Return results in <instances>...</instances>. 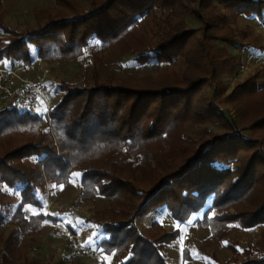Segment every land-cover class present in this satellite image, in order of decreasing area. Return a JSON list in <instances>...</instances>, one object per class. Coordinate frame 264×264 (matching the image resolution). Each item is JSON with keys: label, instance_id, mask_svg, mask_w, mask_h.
<instances>
[{"label": "trees", "instance_id": "trees-1", "mask_svg": "<svg viewBox=\"0 0 264 264\" xmlns=\"http://www.w3.org/2000/svg\"><path fill=\"white\" fill-rule=\"evenodd\" d=\"M59 1L69 15L57 13L37 30L15 32L0 19V29L7 35L0 36V42L10 39L0 48V58L32 63L36 57L70 55L95 44L106 45L120 38L142 17L183 0H103L93 2L91 8L83 11L69 0ZM218 1L235 13L264 16V0ZM197 2L204 7V12H191L204 23L202 28L179 27L138 57L142 63L171 62L184 57L197 69L196 74L177 75L166 83L139 85L105 81L96 71L91 81L81 86L58 83L62 98L51 112L56 139H47L49 143H46L32 135L27 143L0 155V179L15 187L23 186L21 193L26 202H38L36 191L44 181L40 179L41 171L36 172L24 162L31 155L39 159L37 163L44 166L53 181L68 184L70 174L84 168L82 182L86 192L125 191L139 197L128 219L100 225L106 236L99 246L106 253L119 256V264H168L161 243L176 238L177 233L151 239L136 225L139 215L167 206L177 219L185 220L200 211L212 195L219 205L264 188V141L245 136L232 117L203 95L204 85L213 83L224 60L216 58L210 45V40L218 37L213 34L218 21L205 11L210 0ZM245 85L234 93L245 95ZM11 104L0 111V134L43 122L41 116L23 112ZM191 120H214L229 128L195 144L185 136L186 123ZM254 126L264 128V115L252 123ZM169 142L176 160L163 166L159 178L147 191L137 189L116 168L108 170L103 165L124 150H129L140 165L159 164L160 144ZM241 153L247 156L239 160ZM233 162H238V166L232 167ZM34 218L46 216L40 214ZM230 218H241L246 226L264 223V196L253 210ZM5 221L6 216L0 211V229ZM126 252L128 256L124 258ZM3 261L6 264L5 258ZM240 264H264V256L248 257Z\"/></svg>", "mask_w": 264, "mask_h": 264}, {"label": "rangeland", "instance_id": "rangeland-1", "mask_svg": "<svg viewBox=\"0 0 264 264\" xmlns=\"http://www.w3.org/2000/svg\"><path fill=\"white\" fill-rule=\"evenodd\" d=\"M69 1L83 11L91 8L93 2L103 0ZM191 10L204 12V7L197 0H183L175 6L164 5L137 20L117 40L106 45L95 44L70 55L36 57L32 63L0 58V66L13 67L25 77L44 80L48 85L45 98L49 106L41 100L39 112L35 113L43 118V122L0 134V155L27 143L32 135L46 143H49L47 139H56L51 112L62 98L58 83L81 86L90 82L96 71L105 81L139 85L166 83L177 75L196 74L197 69L184 57L160 63L138 61L144 50L179 27L202 28L204 23ZM205 11L218 21L217 29L213 30L218 37L210 40V45L216 58H222L224 62L213 83L204 85L203 95L232 117L245 136L264 141V128L252 127V123L264 115V16L235 13L218 0H210ZM57 13L69 15L59 0H0V19L15 32L37 30ZM202 33L200 30L199 35ZM0 36H7L2 29ZM6 40L10 39L0 42V48L7 44ZM243 63L249 67L248 71L241 68ZM243 84H246L245 95L238 96L237 91L234 92ZM11 105L0 90V111ZM228 128L214 120H191L186 123L185 136L198 144L212 134L226 132ZM159 156V164L143 166L129 150H124L115 153L103 165L108 170L116 168L137 189L147 191L159 178L163 166L176 160L171 142L160 144ZM246 156L241 153L238 159ZM38 160L32 155L24 158L33 170L41 171L40 179L44 180L36 191L38 202H26L21 193L23 186L15 187L0 179V211L6 216L0 229V264L4 263V258L6 264H119V256L108 254L99 246L106 236L100 225L128 219L139 203V197L125 191L114 194L86 192L82 182L84 168L72 172L82 174L75 183L72 179L68 184L53 181ZM231 166H238V162ZM263 192L264 188H260L232 203L219 205L215 204L212 195L200 211L185 220L177 219L167 206H159L139 215L135 223L151 239L177 233L176 238L161 243L168 264H240L248 257L264 256V223L246 226L241 221L246 216L230 217L253 210L263 199ZM40 214L46 218H34ZM94 233V242L87 243ZM79 242L85 247L98 249L99 253L90 255L81 250L74 258L72 249ZM127 256L128 252L123 255L124 258Z\"/></svg>", "mask_w": 264, "mask_h": 264}, {"label": "built area", "instance_id": "built-area-1", "mask_svg": "<svg viewBox=\"0 0 264 264\" xmlns=\"http://www.w3.org/2000/svg\"><path fill=\"white\" fill-rule=\"evenodd\" d=\"M243 71H248L249 67L242 64ZM47 83L39 77H25L13 67L0 66V90L10 100L11 103L17 105L21 110L31 113L39 112V104L44 100L46 105L48 102L45 98L47 92ZM46 107V106H45ZM49 108V106L47 105ZM73 247L72 253L75 258L76 254L81 250L90 255H97L99 250H95L92 246H83L80 242Z\"/></svg>", "mask_w": 264, "mask_h": 264}, {"label": "snow or ice", "instance_id": "snow-or-ice-1", "mask_svg": "<svg viewBox=\"0 0 264 264\" xmlns=\"http://www.w3.org/2000/svg\"><path fill=\"white\" fill-rule=\"evenodd\" d=\"M82 174L81 173H72L70 174L71 176V179H72V182L75 183L76 179L81 176ZM55 187V186H54ZM30 207V206H29ZM34 215L37 214V213H33ZM95 233L93 234L92 237H89L88 241H86L87 243H93L94 242V238H95ZM131 255V253H130Z\"/></svg>", "mask_w": 264, "mask_h": 264}]
</instances>
